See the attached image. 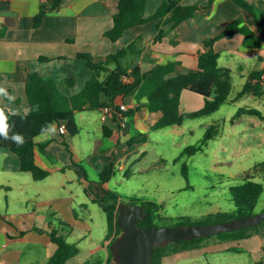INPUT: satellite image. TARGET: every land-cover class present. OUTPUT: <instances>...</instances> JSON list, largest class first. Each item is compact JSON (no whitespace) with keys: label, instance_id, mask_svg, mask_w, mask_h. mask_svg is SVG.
<instances>
[{"label":"crops","instance_id":"0c3cea01","mask_svg":"<svg viewBox=\"0 0 264 264\" xmlns=\"http://www.w3.org/2000/svg\"><path fill=\"white\" fill-rule=\"evenodd\" d=\"M161 1L147 0L145 15L154 12ZM248 1L264 15V0ZM180 3H198L201 7L195 16L180 22L173 29H170V24L156 19L135 25L112 41L105 31L112 27L117 0H63L57 10L46 12L39 26H34V16L42 5L48 6V2L0 0V29L3 30L0 37V87L13 97L12 101L0 97V106L12 113L28 111L24 85L31 72L52 77L58 85L68 88H65L69 93L67 95L79 91L89 78L90 70L83 60L76 58L78 52L104 57L134 43V49L139 52L131 56L130 69L138 65L147 70L155 64L177 61L175 73L179 74L197 66L198 54L204 49L203 41L221 32L229 23L239 19L242 25L255 29L253 18L233 0H213L210 5L208 0H180ZM158 24L168 31L156 41L154 37ZM243 39L244 36L237 32L214 42V49L219 53L218 64L231 69L232 87L234 84L240 87L237 91L246 82L250 71L264 67V59L259 58L264 57V41L258 47H247ZM40 57L48 59L41 60ZM67 78L73 82L64 84ZM78 86L81 88L78 89ZM149 91L150 88L143 85L136 94L124 99L123 104L127 108L138 109L124 119L118 134L103 136L102 126L114 127L115 124L99 110L101 118L99 115L84 117L86 112L95 111L86 110L74 115L79 127L76 135H69L57 126L51 127L52 132L37 135L34 138L37 143L50 140L44 149L35 150L36 163L49 171V175L42 180L34 181L29 172L20 171L17 155L8 148L0 149V264H46L55 250L49 236L52 230L63 236L65 228L71 232L78 228L92 233L96 223L90 204L98 205L94 199L104 195L103 185L95 179L96 175L112 159L116 169L123 170L134 146L141 143L129 145L127 141L136 132L144 134V130L161 116L146 107ZM235 94L229 95V98H234ZM250 96L252 98L243 96L251 100L252 106L247 107L257 108L264 114V97ZM203 104V96L182 90L181 111H193ZM79 114L80 118H87L89 124H93L92 135L90 131L86 137L82 134V127L76 119ZM261 121L260 126L264 128V121ZM77 138L80 140L79 154H75ZM72 141L73 146L70 144ZM85 163L93 171L92 174L86 170ZM104 186L111 189L110 180ZM78 211L80 214H77ZM106 232L101 237L92 236V243L84 248L86 254L79 257V247V253L66 264H82L85 261L106 264L110 242L109 238H105ZM253 235L219 242L209 249L226 251L240 244L253 251L256 256L254 264H264V230ZM194 250L172 255L179 257L180 253ZM168 257H163V264L173 263L174 260L170 261Z\"/></svg>","mask_w":264,"mask_h":264},{"label":"trees","instance_id":"16d2710c","mask_svg":"<svg viewBox=\"0 0 264 264\" xmlns=\"http://www.w3.org/2000/svg\"><path fill=\"white\" fill-rule=\"evenodd\" d=\"M63 0H51L48 6L42 5L38 13L34 16V26H39L48 10H57ZM213 0H208V5ZM237 5L245 9L253 18L255 29L247 25H242L241 20L229 23L221 32L206 38L203 41L204 49L199 52L197 66L185 73L176 74L177 61H169L164 64H155L147 70H142L138 65L130 69L132 55H136L139 50L134 49V43H129L125 47L118 49L104 57H93L87 52H78L77 59L84 61L90 70V76L83 84L82 88L71 94H65L52 77H45L37 72H31L24 85L25 97L28 105L26 113L13 114L4 106L5 114L8 116V123L14 124L9 132L21 133L24 136V144L17 145L10 139L0 138V148H8L17 155L19 160V170L29 172L34 181H39L49 175V171L40 167L35 161V150L44 149L50 140L37 143L34 138L45 132L42 129L65 124V132L69 135H76L79 127L74 119L77 112L86 110L104 111L105 108L113 109L114 127L104 124L102 133L105 137L118 134L122 128V123L126 117H131L138 108H127L123 110L121 104L124 99L136 94L143 85H148L150 91L147 95V109L152 113H159L161 116L150 128L161 129L172 126H180L185 120L197 118L214 113L226 102L240 99L244 95H252L256 98L264 97V67L254 69L247 75V80L242 88L236 92L234 98L229 95L232 89L231 69L218 64L219 53L214 49V42L222 37L231 36L234 33H241L244 36L243 44L247 47H258L264 41V15L259 8L248 0H233ZM147 0H117V11L113 15V24L105 31V35L112 41L119 39L123 33L138 24L160 19L166 24H170V29L175 28L180 22L195 16L196 11L201 7L198 3L182 4L180 0H162L154 12L145 15ZM167 29H163L158 24V32L154 40H160L166 35ZM3 30L0 29V37ZM264 59V57H259ZM41 60L48 59L40 57ZM73 80L67 78L64 84H71ZM182 90H189L204 97V104L198 110L181 111L180 95ZM252 114L264 121V114L261 110L253 107H240L237 115ZM216 132L215 125H210L204 135L203 143L209 140ZM146 135L138 132L127 141L129 145L138 142H145ZM202 145L186 147L184 153L193 154L201 149ZM258 167V168H257ZM187 165H182V173L187 175ZM116 172L114 160L106 163L98 174V182L103 185L104 195L100 199H94L106 215L107 232L105 238L110 242L107 247L106 264H112L113 254L110 250L111 241L121 233L117 224V205L124 202L118 191L105 187ZM256 175L264 177V162L255 166L251 172L245 175V182L241 186L230 188L231 200L234 203L235 211L216 212L214 216L202 221L184 222L178 221L174 226L184 224H200L210 222L228 221L237 217L254 214V207L259 196L264 191L261 182L254 181ZM147 215L138 225L142 227L156 226L155 220L159 217L160 204L155 201H143ZM264 230V221L251 226H244L232 231L220 232L216 235L217 240L229 241L246 238L254 233ZM198 237L190 240H181L169 243L164 247H154V254L150 264H163L162 259L168 253L189 249L195 245V241H203L211 236ZM51 241L55 244V250L46 264H66L68 260L74 258L80 251L75 243H70L66 237L58 234L56 230L49 232ZM200 242V241H199ZM171 244H180L179 248H173L166 252V248ZM82 264H91L88 261Z\"/></svg>","mask_w":264,"mask_h":264},{"label":"rangeland","instance_id":"374dc122","mask_svg":"<svg viewBox=\"0 0 264 264\" xmlns=\"http://www.w3.org/2000/svg\"><path fill=\"white\" fill-rule=\"evenodd\" d=\"M58 86L65 94L68 93V88L61 84ZM239 88L234 84L230 95H234ZM246 97L252 98L250 95ZM246 97L223 103L214 113L187 119L180 126L144 130L146 141L134 146L123 170L116 169L110 179V188L118 191L125 203L141 204L152 200L160 204L156 226H174L178 221H202L219 211H235L230 188L241 186L246 180V173L264 162L261 119L247 113L237 115L240 107L252 106L251 100ZM86 115L102 117L97 110L86 112L84 117ZM76 119L84 137L88 131L92 135L93 124H89L87 118H80V114ZM210 125H215L216 132L204 144V135ZM76 141L78 143L74 150L75 154H79V138ZM70 144L73 146V141ZM199 145H202L201 149L193 154L184 153L186 147ZM84 150L87 153L86 148ZM184 163L188 168L186 176L182 173ZM84 166L88 173H93L86 163ZM252 180L264 186V177L256 175ZM90 207L94 209L92 212L96 223L91 234L78 228L73 232L65 228L64 232L68 242L81 248L79 257L86 254L84 248L90 246L92 236L101 237L106 232L105 213L97 204L91 203ZM253 211L254 214L264 211V191ZM202 240L195 241V245L185 249L194 251L180 253V258L172 255L179 250L168 253V259L174 260L171 264H254L256 256L245 246L236 244L231 250L213 251L209 247L226 241L217 240L216 235ZM179 245H169L166 252L179 248Z\"/></svg>","mask_w":264,"mask_h":264},{"label":"water","instance_id":"95a60500","mask_svg":"<svg viewBox=\"0 0 264 264\" xmlns=\"http://www.w3.org/2000/svg\"><path fill=\"white\" fill-rule=\"evenodd\" d=\"M117 210L116 221L121 233L110 243L114 257L112 264H150L154 247L232 231L264 221L262 211L222 222L142 227L138 223L147 215L144 205L121 202L117 205Z\"/></svg>","mask_w":264,"mask_h":264},{"label":"clouds","instance_id":"9594fccd","mask_svg":"<svg viewBox=\"0 0 264 264\" xmlns=\"http://www.w3.org/2000/svg\"><path fill=\"white\" fill-rule=\"evenodd\" d=\"M0 97L7 98L9 101L13 100V97L8 95L6 89L0 87ZM15 114V113H13ZM14 127V124L8 123V116L5 114L4 109H0V138H3L5 140H11L12 142L16 143L17 145H23L24 144V136L21 133H12L11 136H9V132ZM43 131L52 132L53 129L51 127H47L42 129Z\"/></svg>","mask_w":264,"mask_h":264},{"label":"built area","instance_id":"2783aa9c","mask_svg":"<svg viewBox=\"0 0 264 264\" xmlns=\"http://www.w3.org/2000/svg\"><path fill=\"white\" fill-rule=\"evenodd\" d=\"M49 1H51V0H42V2H48V3H49ZM121 108H122L123 110H126V109H127V106H126L125 104H121ZM103 112L105 113V115H106L109 119H112L113 116H114V115H113V109L110 108V107L105 108ZM60 130L65 131V124H62V125H61V129H60Z\"/></svg>","mask_w":264,"mask_h":264}]
</instances>
